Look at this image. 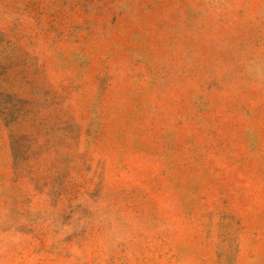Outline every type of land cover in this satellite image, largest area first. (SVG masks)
Instances as JSON below:
<instances>
[{
	"label": "rangeland",
	"instance_id": "rangeland-1",
	"mask_svg": "<svg viewBox=\"0 0 264 264\" xmlns=\"http://www.w3.org/2000/svg\"><path fill=\"white\" fill-rule=\"evenodd\" d=\"M0 264H264V0H0Z\"/></svg>",
	"mask_w": 264,
	"mask_h": 264
}]
</instances>
